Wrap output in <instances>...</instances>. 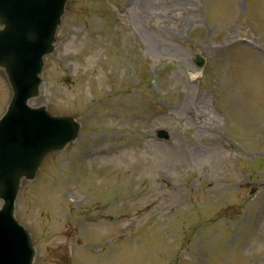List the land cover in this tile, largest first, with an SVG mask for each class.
Instances as JSON below:
<instances>
[{"label": "rangeland", "instance_id": "374dc122", "mask_svg": "<svg viewBox=\"0 0 264 264\" xmlns=\"http://www.w3.org/2000/svg\"><path fill=\"white\" fill-rule=\"evenodd\" d=\"M56 45L44 94L82 131L19 194L35 264H264V0H68Z\"/></svg>", "mask_w": 264, "mask_h": 264}, {"label": "water", "instance_id": "95a60500", "mask_svg": "<svg viewBox=\"0 0 264 264\" xmlns=\"http://www.w3.org/2000/svg\"><path fill=\"white\" fill-rule=\"evenodd\" d=\"M66 2L0 0V68L14 91L0 120V197L5 200L0 209V264H33L31 236L14 215L21 179L33 180L43 158L64 149L79 133L73 117L29 105L40 93L43 57L53 51ZM201 60L196 62L202 67ZM160 135L168 138L165 131Z\"/></svg>", "mask_w": 264, "mask_h": 264}]
</instances>
